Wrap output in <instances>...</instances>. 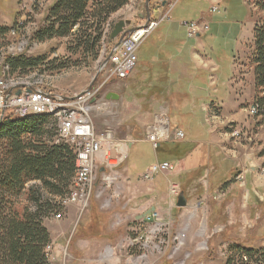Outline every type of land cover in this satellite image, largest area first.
I'll return each mask as SVG.
<instances>
[{
    "label": "rangeland",
    "instance_id": "rangeland-1",
    "mask_svg": "<svg viewBox=\"0 0 264 264\" xmlns=\"http://www.w3.org/2000/svg\"><path fill=\"white\" fill-rule=\"evenodd\" d=\"M161 1L151 0L150 6L155 7L152 19H159L171 4L170 20L161 23L142 43L132 75L126 80H117L108 79L113 67L110 61L100 72L115 47L111 36L105 51L101 46L99 58L92 61L89 55L84 56L80 51L68 52L74 39L46 42L34 39L38 29L33 24L39 28L44 26L42 14L51 8L52 0H0V25L12 26L18 33L0 38V62L2 55L9 54L8 46L20 42L21 33L28 32L25 37L31 36L28 47L23 54H14V58L44 59V62L24 73L15 72V75L32 76L44 89L61 95L66 101L97 91L86 104L91 109L90 118L96 134L110 130L117 139L135 141L117 188L104 191L99 181L83 213L77 206L63 208L59 204L61 196L75 189L72 180L64 187L63 195L51 197L44 193L52 200L50 210L43 215V224L51 237L45 250L47 264H227L228 261L230 264H247L245 257L237 253L236 245L264 249V184L260 183L264 182V109L256 116L258 107L254 102L252 65L254 27L264 19V12L259 10L258 0H216L215 3L212 0H168L160 12ZM215 4H219V13L211 12ZM23 5L27 6L24 11ZM145 7L146 0H129L106 21L111 34L122 20H130L132 26L138 27L141 24L138 16ZM185 22L206 23L209 28L199 38L189 37L187 28L182 25ZM20 23H23L21 28ZM190 51L205 62L200 63L203 67L200 70L197 65H191L189 59L184 60ZM184 63L188 65L184 67L186 71L180 72ZM95 77L92 90L86 92ZM188 81L197 82L203 92L192 91ZM109 94L120 98L118 101L107 100ZM167 96L171 101L168 100L171 108L167 106L171 130L178 127L185 139L163 143L156 151L144 138L147 127L162 112L160 107L166 108L164 100ZM212 101L226 103L224 108L220 105L213 108L217 116L224 111L231 115L239 113V122L220 124L224 121L221 118L214 123L202 107ZM7 114L12 113L8 110L5 116ZM214 126L218 135H222L219 157L232 161L226 159L229 165L223 171L212 173L211 178L216 182L228 180L230 168L231 181H241L245 186L246 179L243 176L244 180L239 179L242 168L235 167L240 159L236 152L246 149L252 155L246 169L249 171L252 165L257 170L255 174H248L252 177L250 184L255 180L254 190L234 191L243 201L235 207L225 197L219 201V191L209 203H200V210L189 203L186 208L179 209L178 198L173 202L169 195L171 182L180 184L183 193L180 179L174 175L177 170L159 173L147 181L144 179L149 171L147 168L165 161L174 163L170 156H183L186 152L194 153L193 159H187L188 166L191 159L199 165L204 157L203 150L209 149L205 145L208 141L205 130ZM47 129V139L56 142V131L52 126ZM135 162L141 165L131 179L126 174L127 166ZM32 186L41 184L33 182L27 187ZM249 188L252 189L250 185ZM191 193H184V197L189 200ZM261 197L263 200L260 201ZM24 205L33 208L29 202L20 200L19 206ZM242 207H249L251 217L248 220L242 217ZM152 209L154 211L147 218L137 219ZM231 209H236L237 216L232 225L228 224L227 218L228 214L232 216ZM56 213H62L61 220L54 217ZM219 229L223 230L216 232ZM182 234L187 240L179 248L178 238ZM257 259L259 261L260 257ZM263 261L251 264H264Z\"/></svg>",
    "mask_w": 264,
    "mask_h": 264
},
{
    "label": "trees",
    "instance_id": "trees-1",
    "mask_svg": "<svg viewBox=\"0 0 264 264\" xmlns=\"http://www.w3.org/2000/svg\"><path fill=\"white\" fill-rule=\"evenodd\" d=\"M128 2L55 0L44 26L36 31L34 39L38 42L74 39L68 52L75 54L80 51L96 61L101 52L102 25ZM257 6L264 12V0H258ZM154 8L151 5V9ZM12 30L14 27H0V38ZM253 35L254 102L258 107L256 116H259L264 109V19L256 23ZM43 62L44 59L17 57L9 58L7 65L11 72L24 73ZM54 120L50 115L20 118L7 114L0 126V264H47L45 250L51 243V237L43 224V215L50 210L52 200L44 193L51 197L63 195L64 187L69 186L76 171L71 147L47 139L49 126L56 131ZM33 182L41 186L28 188V184ZM22 199L33 208L29 205L20 207ZM236 247L237 253L248 259L247 264L264 260V249Z\"/></svg>",
    "mask_w": 264,
    "mask_h": 264
},
{
    "label": "built area",
    "instance_id": "built-area-1",
    "mask_svg": "<svg viewBox=\"0 0 264 264\" xmlns=\"http://www.w3.org/2000/svg\"><path fill=\"white\" fill-rule=\"evenodd\" d=\"M161 2L164 5L168 0H162ZM170 6L171 4L167 7L166 12L161 14L159 19H151L148 24L139 25L137 30L125 37L119 49L112 53L110 63L113 67L109 70L108 79L126 80L132 75L138 63L137 52L140 46L161 23L170 20ZM26 8L27 6L23 5L22 11ZM211 12L219 13V4L213 5ZM182 25L187 28L189 37L197 38L209 28L206 23L185 22ZM33 26L37 30V24H33ZM21 27H23V23H20ZM102 27H104V24ZM17 34L15 30H12L9 35ZM21 34H23L20 37L21 41L8 46L9 54L2 55L0 63V119L3 113L6 114L8 110L14 116H17L23 113L46 110L56 105H67V112L62 116L56 117L54 120L57 133L56 143H64L71 147L74 152L76 171L72 184L75 186V189L61 196L59 204L63 208L71 205L77 206L83 213L88 207L99 181L104 191L111 187H116L122 181L129 150L135 141L117 139L110 130L96 134L90 118L91 109L86 104L96 96L97 91L92 94L87 93L74 101H66L61 95L44 89L41 83L30 85L11 83V74L15 73L7 72L8 58H14V54H23V51L29 45V39H31L30 35L29 38H25L28 32ZM18 90H21L20 95L16 94ZM28 90H31V92L28 93ZM161 111L155 117L153 123L147 127L144 138V141L151 144L155 150L164 142L170 141L172 137L169 115L167 111ZM184 139V133L178 130L174 141L180 142ZM178 166L179 163L169 162L154 164L149 168L144 179L149 181L159 173L174 172ZM239 179L244 180L243 177ZM180 194V184L171 182L169 185L171 200L175 202ZM224 197L225 194L221 192L217 198L221 200ZM54 217L57 220H61L62 213H56ZM222 230L219 229L216 232ZM186 240L185 234L179 236V248L185 245ZM244 259L245 261L248 260L247 258Z\"/></svg>",
    "mask_w": 264,
    "mask_h": 264
},
{
    "label": "crops",
    "instance_id": "crops-1",
    "mask_svg": "<svg viewBox=\"0 0 264 264\" xmlns=\"http://www.w3.org/2000/svg\"><path fill=\"white\" fill-rule=\"evenodd\" d=\"M94 1H98V0H94ZM54 2H55V0H52V2L50 3V7L54 4ZM212 2L215 3L218 1L212 0ZM48 9H50V8L48 7ZM48 9L42 14V17L44 18L43 22H45V18L49 12ZM163 9H164V6H162V9L160 10V12ZM144 23H145V21L141 20V24H144ZM141 24H139V25H141ZM0 27L11 28L12 26L10 27V26L0 25ZM37 29H39V27ZM253 41H254V39H253ZM186 55H187V57L185 56L184 60L189 59L190 60L189 63L191 65H193L194 67H195V65H197L199 67V68L197 67V70H200V68H203V67H200L199 65H200V63H205V62H203V60L194 51H190L189 55L188 54H186ZM182 65H183V67L180 69V72H182L183 70L186 71L184 67L188 66L185 63ZM192 82L193 81L187 82L188 87L191 88L192 91H198V93L203 92V90L200 88V86L197 82H193L194 84H192ZM254 82H255V80H254ZM167 95H168V93H167ZM199 98H201V95L199 96ZM168 100H169V102H171L170 97L166 98L164 100L166 108L160 107V111L165 110V111H167V113L169 112V108H171V104L168 102ZM236 104H237V102H235V105ZM218 105H220L223 108L226 107L225 106L226 103H224L222 101H217V102L212 101L210 104L204 103V104H202V107L207 112L209 118L212 119L213 121L217 120V119H221V118L224 119L223 122H219L220 124L239 122V119H240L239 113L231 115L229 113L225 114L224 113L225 111H224V112H222V115L217 116L215 111L213 110V108L218 106ZM224 115H226V116H224ZM215 122L216 121H214V123ZM216 128L217 127L214 126L213 129H206L205 130L206 132L204 134H206L208 136V139H207L208 141H206L205 145H208L209 149L207 150V148H206L203 150L204 157L202 158L199 165H196V161L192 160L193 154H194L192 152H186V153H184L183 156H180L181 154H177L175 156H170L172 158V160H174L172 162L179 163V166L176 169L177 171H175L174 175H176L180 179V181L178 180V182L181 183L183 192L185 194H188V191L193 193V195L191 193V198H189L188 203H189V205L195 206L196 209L198 208L200 203H209L211 198L214 197L215 193H217L219 191L224 193L226 201L230 205L235 207L236 204H241V203H243V201L240 200L241 199L240 197H238L236 194H234V191L237 192L239 189L244 190L246 188V190L249 192L251 190H254V187H255L254 186L255 180H253V182H251V184H250L249 178H252V177L248 174H255V173H257V170H256V167H254L252 165L249 167V171L246 169L247 162L249 161V159L252 156L249 152L246 151V149L244 151L239 150L238 152H236L238 154V156H240L239 157L240 159L238 158L239 161H238V163H236L237 167H235L236 169L242 168L239 176L240 177L243 176L246 179L245 186H242L241 181H238L237 178H236V180L238 181L237 183L235 182V180H234V182L231 181L233 179L229 178L231 176V169L230 168H229V175L230 176L227 177L228 180H226L224 182H222V181L216 182L211 178L212 173L223 171L224 167L229 165L227 163L226 159L232 161L229 158L221 159L219 157V153H221L220 152L221 146H220L219 142L221 140L222 135L221 136L218 135ZM178 130H179V128L175 127L174 131L172 132V137H171L170 141H174V137H175L176 132ZM226 136H227V134H226ZM141 142H143V141H141ZM167 142H169V141H167ZM164 143H166V142H164ZM132 147H131V149H132ZM218 149H220V150H218ZM189 157L192 158L191 162H190V166H188V162H187V159ZM259 160H262V158H259ZM165 162H168V161H165ZM139 165H141L140 162H135L134 164L128 163L127 173H126V174H128V177H130L132 179V177L135 175V172L138 170L137 168L139 167ZM150 167H151V165L147 169H149ZM258 181H260V179ZM260 183L264 184V182H260ZM249 185L251 186L252 189L249 188ZM246 186L248 187V189ZM261 200H263L262 197L260 198V201ZM198 209L200 210L202 208H198ZM241 213H242V217H244L246 220H248L251 217V215L249 214V207H245V208L242 207ZM231 214H232V216H230L229 214L227 215L228 224H230V225L233 224L232 221L235 222V219L237 217L236 216V209H231ZM257 215L258 214H256L255 216L257 217ZM51 236H52V234H51ZM234 243L235 242H232L231 244L234 245ZM245 248H252V247H245Z\"/></svg>",
    "mask_w": 264,
    "mask_h": 264
},
{
    "label": "water",
    "instance_id": "water-1",
    "mask_svg": "<svg viewBox=\"0 0 264 264\" xmlns=\"http://www.w3.org/2000/svg\"><path fill=\"white\" fill-rule=\"evenodd\" d=\"M150 2L151 0H146V7H145V11L141 12L139 14L138 17H140L141 20L145 21L146 24H148L152 18V9L150 6ZM138 27L137 26H132V21L130 20H122L120 22H118L115 27L114 30L111 34V40L113 42H115V47L114 49L109 53L108 57L106 58V60L104 61V63L102 64L101 68H100V72L103 71V69H105V67L108 65L112 53L117 51L119 49V47L121 46V44L123 43L124 39L126 36L132 34L135 30H137ZM96 77L93 80V82L91 83V85L89 86L88 90L86 92H90L92 90V87L95 83ZM31 90H28V93H30ZM17 95L21 94V90H18ZM120 98L119 95L116 94H109L107 96V100H114V101H118ZM4 115L5 113H3L1 119H0V126L3 124V120H4ZM188 205V200L184 197V193H181L177 199V208L179 209H184L186 208ZM154 211V209L147 211L145 214H143L142 216L138 217L137 219H144L147 218L148 215L151 214V212Z\"/></svg>",
    "mask_w": 264,
    "mask_h": 264
},
{
    "label": "bare ground",
    "instance_id": "bare-ground-1",
    "mask_svg": "<svg viewBox=\"0 0 264 264\" xmlns=\"http://www.w3.org/2000/svg\"><path fill=\"white\" fill-rule=\"evenodd\" d=\"M110 33H111L110 25L106 23L103 29V37L101 39V46H102L103 51H105L106 49V42L108 41V39H110ZM7 72H11V69L8 65H7ZM11 83L21 84V85H30V84L39 83V81L35 80L32 76H19V75L11 74ZM66 112H67V105H56V106L49 107L46 110H38L35 112L19 114L16 117L23 118V117L31 116V115H50V116H53L54 119H56V117L62 116Z\"/></svg>",
    "mask_w": 264,
    "mask_h": 264
}]
</instances>
